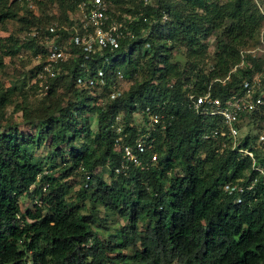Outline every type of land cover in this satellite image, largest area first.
<instances>
[{
    "label": "trees",
    "instance_id": "trees-1",
    "mask_svg": "<svg viewBox=\"0 0 264 264\" xmlns=\"http://www.w3.org/2000/svg\"><path fill=\"white\" fill-rule=\"evenodd\" d=\"M7 1L0 0V23L15 19L27 32H48L51 25L31 10L17 18L15 7L27 0ZM32 1L41 11L53 4L58 8L55 23L66 29L56 27L55 42L69 57L42 85L46 93L39 101L28 100L24 80L6 88L0 83V264H264V184L257 178L239 194L223 189L224 184L246 186L257 171L249 156L229 147L225 136L211 134L223 129L221 119L198 114L186 97L188 91L201 93L208 87L211 95L224 99L240 92L256 71L261 76L253 96H264V57L247 51L249 40L255 37L254 45L262 34L264 12L253 0H108V14L122 21L124 37L117 48L85 58L72 40L74 23L81 31V22L73 18L82 0ZM38 36L27 34L22 41L13 34L0 37V68L3 55L22 49L41 52ZM176 48L183 49L182 69L171 60ZM39 65L29 69L30 76ZM142 65L147 74L141 77ZM97 69L102 74L96 83H76L78 76H96ZM120 71L132 82L108 97ZM59 86L68 99L56 93ZM8 105L10 114L4 112ZM146 106L161 116L163 128L144 123ZM134 111L141 113L140 124L128 122ZM240 119L239 127L248 123L263 129L264 104ZM137 132L151 140L156 162L146 168L129 164L115 172L121 162L115 140L130 143ZM46 138L48 159L68 151V164L54 178L41 174L33 156ZM238 146L250 149L254 162L264 167V133L247 131ZM105 165L108 183L97 176ZM176 167L179 174L169 175ZM76 171L81 185L76 200H69L65 182L59 180ZM22 196L32 201L31 207L20 206ZM99 207L122 218L114 232L92 226L99 220Z\"/></svg>",
    "mask_w": 264,
    "mask_h": 264
},
{
    "label": "built area",
    "instance_id": "built-area-1",
    "mask_svg": "<svg viewBox=\"0 0 264 264\" xmlns=\"http://www.w3.org/2000/svg\"><path fill=\"white\" fill-rule=\"evenodd\" d=\"M143 3H148L150 0H141ZM108 0H82L78 3L73 20H78L81 31H78L77 23L72 25L74 33L72 35L73 43L80 47L83 56L88 58L89 55L101 51L103 48L113 50L119 46L120 40L124 37L122 21L111 18L108 14ZM140 14V13H139ZM75 16H77L75 18ZM124 19L130 20V14L124 15ZM162 19H166V15H162ZM56 27L66 29L64 26H57V23L52 24L47 33L37 34L42 43V51L36 54H30L34 64H40L39 68L34 72V77L39 82L46 83L49 78H52L57 70V64L60 61L69 57V52L63 50L56 42L58 37ZM33 35V34H32ZM255 53V48L247 50ZM102 71L97 69L96 76H78L75 81L79 85H92L97 82V77L101 76ZM117 77H122V72H118ZM259 83V79L245 80L242 89L238 93H232L224 99L213 96L209 88L201 93L186 92L188 105L201 115L218 116L224 127L219 132L214 130L211 134L219 133L220 136H225L228 140L229 147L232 150L247 155L251 158V167L256 170V175L246 185L241 184H224L223 189L228 193L239 194L244 189L251 188L258 180L264 184V167L254 162L252 151L247 147L238 146V138L236 135L239 131L241 116L244 113L250 112L264 104V96L257 94L253 96L254 87ZM43 85V84H42ZM186 84L183 85L185 87ZM191 87V86H190ZM144 116L146 125L150 128L154 124L164 123L160 121L161 116L154 112L149 106L144 107ZM147 127V128H149ZM211 136V135H210ZM208 137V135H204ZM261 139L262 137L259 136ZM120 137L115 140V146L120 152L121 162L115 172L119 169H125L129 164L140 168H146L149 164H154L157 160L156 153L152 152V142L146 139V134L137 132L130 143H119ZM239 201V195L236 196Z\"/></svg>",
    "mask_w": 264,
    "mask_h": 264
},
{
    "label": "rangeland",
    "instance_id": "rangeland-1",
    "mask_svg": "<svg viewBox=\"0 0 264 264\" xmlns=\"http://www.w3.org/2000/svg\"><path fill=\"white\" fill-rule=\"evenodd\" d=\"M218 2H223L225 0H217ZM256 5L258 6L259 10L264 12V0H253ZM12 2V0H8L7 3ZM115 6V5H114ZM18 7V8H17ZM26 9H24V8ZM21 7L16 6V15L17 18H19L22 13L25 10H31L33 14H37L40 16L42 20H47V24H54L55 19L60 17L58 8L53 4L52 6H49L45 11H41L42 8H38L32 0H27V5ZM115 9V7H113ZM45 15V16H44ZM75 15V13H74ZM77 16H75L76 18ZM23 24L20 21H17L15 19H7L0 23V37L3 38L5 36H8L9 34H13L19 41H22L25 39L27 34L30 35H37L40 34L37 30L32 29L30 32H27L25 30H22ZM20 29V30H19ZM262 31V34L260 35L258 33V43L254 44L255 42L254 38L249 40V46L247 48H255V52L258 53L260 56L264 57V19L261 22L259 32ZM40 40V39H39ZM256 40V39H255ZM254 41V42H253ZM174 56H172L171 60L175 61L180 69H182V64L185 61L184 54L182 48H176L174 51ZM212 52V40L208 39V47H207V54L210 55ZM30 53H28L27 50H19L16 55L14 56H4L2 58L3 66L0 68V83L6 88L7 86H11L13 84L20 85L21 81L24 80L23 85V91L27 92V98L31 102L39 101L41 97H43L46 93V87H43L42 82H39L38 79H36L34 76H30L29 69L34 66V62L31 60V57L29 56ZM208 59H206L207 61ZM264 60V59H263ZM24 61V62H22ZM24 63L23 65L21 64ZM145 66L142 65V67L138 70L137 75L138 76H145L147 72L144 70ZM262 68L264 69V61L262 63ZM125 72V68H122ZM261 76V75H260ZM260 76L258 74V71L256 73L254 72L251 77L253 79H259ZM50 79V78H49ZM36 82V89L34 87H31ZM117 83L113 84L112 88L113 90L109 91V96L114 94L116 91L120 92L122 90L127 89L128 85L132 82L128 77L122 75V77L117 78ZM47 83V82H46ZM56 93L62 95L64 99H68L70 95L66 92V90L63 88V86H59L56 88ZM106 97V96H105ZM105 97L102 98L105 100ZM101 98L97 100L99 102ZM19 101V98L16 97L14 102ZM4 112L6 114H10L12 112V105H8L4 108ZM116 116V122L120 124L121 122V112L117 113ZM141 113L139 111H134L129 116V123L130 124H140L141 121ZM17 119V118H16ZM19 119V118H18ZM17 119V120H18ZM3 119L2 121H4ZM10 121V118H9ZM20 121V120H18ZM95 113L90 114V129L91 132L95 131ZM22 123V121H20ZM146 124V122H144ZM26 129V127H25ZM29 132L35 133L36 130L29 129ZM249 132L251 134H257L262 135L264 133V128L261 129L256 126H250L248 123L241 124L239 127V131L237 133V137L242 136L244 133ZM259 137L254 141L255 145L258 143ZM48 139H43V141L40 143L39 146H37L33 150V156L40 162L41 164V174H47L49 178H54L59 176V168L63 166V164H68L69 162V156L68 151L65 148L63 151L62 156L58 155L56 152L51 155V158L48 159L46 157L48 152ZM180 170L176 167L173 171L169 172L168 174H179ZM97 176L101 177L103 180H105L106 183L110 181V174L107 170L106 165L102 167L101 170L97 172ZM59 181L65 182L66 187V195L65 197L69 200H76L77 191L81 185V177L78 174V171L75 173L70 174L68 177H65ZM80 201V200H79ZM20 206L22 208L25 207H31L32 201L28 197H20ZM113 202L116 203L115 199L113 198ZM96 215L98 216L99 220L95 222L92 226L95 227L98 231H104L105 232H114L115 227L120 225V221L122 218L118 215L116 211L110 212L106 211L104 208L99 207L96 211ZM103 218V219H102ZM104 220V221H103ZM139 224V222H138ZM105 226V227H104ZM120 251L127 253L128 249H121Z\"/></svg>",
    "mask_w": 264,
    "mask_h": 264
}]
</instances>
